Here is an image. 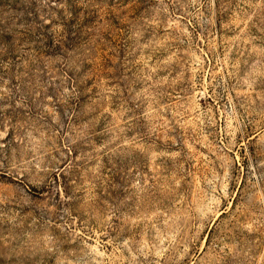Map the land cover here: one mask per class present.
<instances>
[{
	"label": "rangeland",
	"instance_id": "obj_1",
	"mask_svg": "<svg viewBox=\"0 0 264 264\" xmlns=\"http://www.w3.org/2000/svg\"><path fill=\"white\" fill-rule=\"evenodd\" d=\"M0 264H264V0H0Z\"/></svg>",
	"mask_w": 264,
	"mask_h": 264
}]
</instances>
